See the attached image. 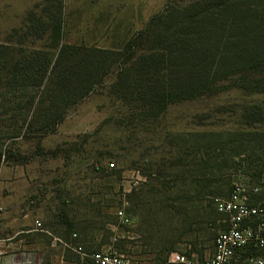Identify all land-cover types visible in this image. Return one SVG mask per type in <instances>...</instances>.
Returning <instances> with one entry per match:
<instances>
[{"label": "trees", "instance_id": "1", "mask_svg": "<svg viewBox=\"0 0 264 264\" xmlns=\"http://www.w3.org/2000/svg\"><path fill=\"white\" fill-rule=\"evenodd\" d=\"M34 9L26 12L20 26L0 38V107L8 112L9 104L15 103L13 109L18 111L8 122L0 120L6 123L5 132L16 134L23 129L25 138L51 132L66 111L114 67L108 92L137 111L141 123L156 122L172 103L227 90L264 96V0H188L183 5L168 0L162 11L115 48L67 41L63 0H42ZM237 106L232 109V128L192 133L199 140L190 141V152L185 146L177 147L172 136L162 163L149 158V151L142 155L148 170L140 172L145 182L128 194L126 208L145 224L137 229L140 250L135 255L143 258L132 259L138 264H166L170 252L176 251L175 244L186 241L183 237L188 233L206 235L213 248L218 233L204 234L193 225L204 203L221 214L213 200L228 197L234 186H228L230 182L222 186L224 169L234 168V173L249 177L240 183L264 187V101ZM222 107L214 113H222ZM211 116H195L193 124L209 127L205 121ZM87 138L84 135L82 141ZM37 151L44 155L40 146ZM50 153L56 156L57 149ZM189 153L194 154L185 163ZM2 157L8 156L0 150V161ZM184 167L190 171V193L178 186L179 178L184 179L182 184L186 181ZM259 201L264 204V188L251 194L248 203ZM186 203H190V214ZM174 219L181 223V231L170 226ZM73 226L65 218L53 224L58 235L51 233L62 239L76 233L77 242L84 246ZM75 258L74 264H79Z\"/></svg>", "mask_w": 264, "mask_h": 264}, {"label": "rangeland", "instance_id": "2", "mask_svg": "<svg viewBox=\"0 0 264 264\" xmlns=\"http://www.w3.org/2000/svg\"><path fill=\"white\" fill-rule=\"evenodd\" d=\"M41 1L0 0V38L8 30L20 26L26 12ZM167 1L63 0L64 37L70 42L119 47L143 27L151 15L162 11ZM187 1L170 0V3L183 5ZM115 71L114 67L45 135L27 134L25 138L22 136L23 129L16 134L5 132L3 124L6 123L0 121V150L8 156L0 161V239H4L2 243L6 244L2 248L4 255L19 254L16 257L19 262L15 264H29L21 255L29 248H38L36 250L43 252V259L40 258L37 264H51L50 259L57 255L58 248L51 247L48 253L47 248L44 249L49 243L48 236L29 230L34 221L39 220L44 228L58 235L53 224L65 218L73 221V231L81 235L87 252L111 246L133 259H142V256L135 255L140 250L136 240L137 229H144L145 224L141 216L134 215L131 210L126 211L130 206L128 194L145 182L140 172H148L142 155L149 151V158L162 163L163 157H168L166 142L172 136L178 143L177 147L185 146L190 152V141L199 140L190 136L192 133L232 128L235 121L232 109H237V104L264 101V96L248 97L227 90L172 103L156 122L141 123L137 111L109 94V84ZM2 102L0 100V105ZM9 105L12 109L8 112L3 111L5 107H0V120L8 122V117L18 112L13 109L15 103ZM219 106L224 107L222 113H214ZM201 114L212 115L205 121L211 124L209 127L193 124L195 116ZM84 135H88L85 142L82 141ZM38 146L43 149L44 155L38 153ZM56 149V156H52L50 151ZM192 154L185 158V163L191 161ZM110 163L113 165L110 166ZM184 168L186 181L182 184L184 179L179 178L178 186L190 193V166ZM234 171V168L222 171L221 184L225 188L226 182H230L228 186H231L249 179ZM186 205L190 214V203ZM116 207L123 208L130 217L129 225L121 224L113 216ZM196 220L193 226L200 228L204 234H217L227 225L226 216L215 214L205 203ZM102 222H106L104 227ZM170 226L182 230L181 223L176 219ZM114 237L116 241H113ZM183 238L186 241L175 244L177 253L194 260H203L212 254V239L206 235L188 233ZM32 239H37V246L29 247ZM188 250L194 253L187 255ZM256 254L264 257V249ZM68 258L72 262L76 260L71 255Z\"/></svg>", "mask_w": 264, "mask_h": 264}, {"label": "built area", "instance_id": "3", "mask_svg": "<svg viewBox=\"0 0 264 264\" xmlns=\"http://www.w3.org/2000/svg\"><path fill=\"white\" fill-rule=\"evenodd\" d=\"M112 166L113 164H109ZM263 186H250L235 183L228 197H216L213 200L217 212L226 216V229L215 237L212 254L203 260L170 252L168 263L173 264H264V258L254 254L264 248V204L259 201L249 204L251 194L257 193ZM0 211L2 207L0 206ZM115 216L124 225L131 223L123 208L118 207ZM34 229L49 236L53 244H59L63 250L72 252L79 259V264H138L125 253L118 252L111 246L105 250L87 252L77 242V234L68 239L53 235L35 220ZM116 241V237L113 238Z\"/></svg>", "mask_w": 264, "mask_h": 264}, {"label": "crops", "instance_id": "4", "mask_svg": "<svg viewBox=\"0 0 264 264\" xmlns=\"http://www.w3.org/2000/svg\"><path fill=\"white\" fill-rule=\"evenodd\" d=\"M35 222V221H34ZM29 231H34V232H39V231H36L34 229V226L32 227L31 230ZM42 233V232H41ZM44 235V234H42ZM45 236V235H44ZM49 239V238H48ZM2 241L4 242V239H0V264H15L17 262H19V259H17L16 257H18L19 254L13 256V254H10V255H4V251L2 250L3 248V245L5 246L6 244L5 243H2ZM48 244L44 246V249L47 248L48 250V253H50V250L51 247H57L58 248V253L57 255L54 256V258H51L50 259V263L51 264H74V262H72L69 258H68V255H71V256H76L75 254L71 253V252H67L65 250L62 249V247L58 244V245H55L52 243V241L49 239L48 240ZM8 244V243H7ZM31 246L29 247H32V246H37V239H32L31 243H30ZM38 248H29V250H27V252H22V257L23 259L29 263V264H37L36 262L43 257L41 256L43 252H40L39 250H36ZM45 255V254H44ZM21 257V258H22ZM77 257V256H76ZM45 259H48V258H45Z\"/></svg>", "mask_w": 264, "mask_h": 264}]
</instances>
